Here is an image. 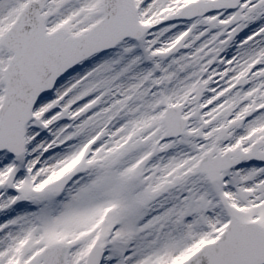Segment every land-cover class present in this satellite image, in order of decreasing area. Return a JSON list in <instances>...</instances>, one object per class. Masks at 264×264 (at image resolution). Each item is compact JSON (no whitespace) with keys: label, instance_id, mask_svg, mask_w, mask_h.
<instances>
[{"label":"snow or ice","instance_id":"obj_1","mask_svg":"<svg viewBox=\"0 0 264 264\" xmlns=\"http://www.w3.org/2000/svg\"><path fill=\"white\" fill-rule=\"evenodd\" d=\"M0 264H264V0H0Z\"/></svg>","mask_w":264,"mask_h":264}]
</instances>
